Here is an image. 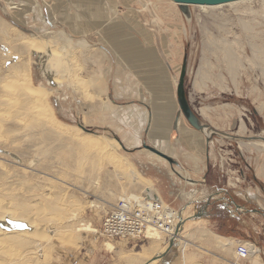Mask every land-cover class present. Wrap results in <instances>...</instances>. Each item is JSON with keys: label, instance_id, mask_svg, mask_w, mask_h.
Here are the masks:
<instances>
[{"label": "rangeland", "instance_id": "rangeland-1", "mask_svg": "<svg viewBox=\"0 0 264 264\" xmlns=\"http://www.w3.org/2000/svg\"><path fill=\"white\" fill-rule=\"evenodd\" d=\"M189 10L190 20L171 0H0V19L14 33L61 52L57 61L36 51L16 58L18 64L24 60L29 64L31 86L45 95L53 117L79 130L80 138H93L115 147L116 156L123 158L137 177L132 183H121L119 171L104 164L91 174L60 178L64 167L58 161H53L56 164L49 171L43 170L37 156L40 148L20 134L9 141L4 130L0 150L6 149L22 161L0 153L1 205L10 209L15 196L24 197L31 191L50 194L51 202L62 205L64 220L44 225L53 236L44 256L46 264H129L122 256L135 255L139 248L137 253L132 252L127 241L140 240H122L110 250L108 243L113 241L106 231V221L120 198L129 194L144 196L146 187L160 191L170 201L168 179L163 174L153 178L151 173L152 169L166 173L169 163L144 149V145L160 152L166 150L163 145L172 149L179 142L177 131L182 129H192L204 148H223V179L247 175L249 182L240 184L241 189L258 192L264 208V0L214 8L193 6ZM243 25L253 29L245 30ZM225 49L239 60L235 80L228 70ZM119 50L147 52L145 61L157 58L163 63L162 76L155 82L156 100L151 82L144 76V61L119 63ZM185 57L186 92L207 126L201 131L192 128L183 116L177 131H173L179 111L177 85ZM11 62L0 60V71L7 72ZM202 64L207 80L197 86ZM21 75L18 83H24ZM93 77L100 80V86L93 84ZM170 98L176 101L175 106L167 105ZM159 106H168L172 115L168 130L173 131L171 139L164 140L162 131L155 133L156 129L150 128L153 109ZM157 123L162 130L164 123ZM32 160L39 162L34 166ZM186 178H192L190 172ZM30 202L36 205L40 200ZM261 222V243L249 244L256 245L258 256L264 258ZM69 239L71 245L65 243Z\"/></svg>", "mask_w": 264, "mask_h": 264}, {"label": "bare ground", "instance_id": "bare-ground-1", "mask_svg": "<svg viewBox=\"0 0 264 264\" xmlns=\"http://www.w3.org/2000/svg\"><path fill=\"white\" fill-rule=\"evenodd\" d=\"M243 27L249 31L253 29L249 25H243ZM229 49H225L226 52L224 50L223 53L231 77L235 80L237 77L236 72L239 70V60L235 59ZM31 51L47 53L52 61L60 60L61 52L53 47L45 48L41 44H36L30 38L14 33L0 19V60L2 62L12 61L10 67L6 70L7 72L3 73V69L0 71V137L1 133L4 134V130L5 136L8 139L10 138L9 141L19 134L22 137H29L32 140L31 145L40 148L37 156L43 164V170L49 171L55 160L64 167L60 171V178L68 179L71 175L77 174L76 176H79L85 172L91 174L96 171L95 169L98 166L101 167L105 164V166L113 165L119 171L117 173L121 183H132L133 180H137L136 175L129 171L131 167L123 162V158L116 156L115 147L103 145L93 138H80L78 135L79 130L65 126L53 117L44 101L45 95L31 86L29 64L25 60L20 64L17 63L16 58L18 59L19 56L24 54L28 56ZM13 54L15 58H13ZM49 57H46L45 61L49 62ZM204 68L205 65L202 64L198 71L197 80L195 81L197 86H201L207 80V76L203 71ZM19 73L22 74L24 83H18ZM77 79L79 78L77 77ZM54 80L55 83L59 82L57 78ZM79 87L84 89L82 84ZM9 122L13 126L5 124ZM242 128H245V126L242 125ZM2 138L0 139L3 140ZM0 153L7 154V156L15 158L17 161H22L18 155L14 156L13 153L6 152V149L5 151L0 150ZM38 162L34 163V160H32L30 164L35 166ZM149 189L150 187H146L144 196L153 197V193ZM31 193L33 192L31 191L24 197L21 195L15 196L11 200L12 206L10 209L0 203V264L47 263L44 256L47 248L51 245L50 242L53 236H50L51 230H48V226L44 225L51 223L50 221L61 222L64 220L63 214H61L62 205L51 202L50 194L33 193V195ZM34 198L40 200L36 205L30 202ZM16 224H26L27 229L17 230ZM70 227L67 231L71 232ZM54 230L56 233L57 229ZM152 236L162 238L159 233ZM65 243L71 245L72 241L70 239L65 240ZM115 244L116 242L108 243V248L112 250ZM248 248L251 255L258 256L260 251L258 248L254 245H248ZM146 257V252H144L135 255H124L122 259L129 264H141Z\"/></svg>", "mask_w": 264, "mask_h": 264}, {"label": "crops", "instance_id": "crops-1", "mask_svg": "<svg viewBox=\"0 0 264 264\" xmlns=\"http://www.w3.org/2000/svg\"><path fill=\"white\" fill-rule=\"evenodd\" d=\"M119 51L117 55L119 63L123 64L125 60L130 62V59L144 61L146 64L144 76L151 82L150 87L153 88L151 94L155 99L158 94L155 82L158 76H162L163 63L157 58H153L149 63L145 61L147 52L132 54L129 51ZM132 56L136 58L133 59ZM144 76L141 78L144 79ZM92 79L93 84L101 85L100 80L98 82L95 77ZM117 83L121 85L119 81ZM167 102V105L172 107L176 101L170 98ZM168 106L153 109L151 115L150 128L156 129L155 133L162 131L164 140L171 139L173 131H177L173 125V131L168 132L172 121ZM157 120L164 123L162 130L161 125L157 126L159 124ZM177 132L179 142L172 149L163 145L166 148L163 152L179 165H166L168 168L166 173L156 172L155 169L151 172L153 178L157 179L163 174L168 179L166 191L170 201H166L160 191L155 192L154 189L151 191L153 197H160L167 206L177 211L181 220V225L178 226L179 229L173 238L174 245L169 248L171 238L166 236L156 240L127 241L132 246L131 251L137 253L136 248H139L138 253L146 252L147 257L141 264H264L261 254L251 255L244 260L239 259L236 254L237 245L240 243L253 241L261 243L263 237L261 221H264V208L260 206L261 195L258 192L241 189L240 184L249 182L247 175L223 179V148L208 145L204 148L192 129L186 128ZM188 172L192 177L190 179L186 178ZM199 214L202 216L195 217ZM119 242H116L115 246Z\"/></svg>", "mask_w": 264, "mask_h": 264}, {"label": "built area", "instance_id": "built-area-1", "mask_svg": "<svg viewBox=\"0 0 264 264\" xmlns=\"http://www.w3.org/2000/svg\"><path fill=\"white\" fill-rule=\"evenodd\" d=\"M177 211L167 206L162 200L154 197L129 194L119 199L106 221V231L111 241L151 240L159 233L162 237L173 239L180 224ZM122 237H124L122 240ZM249 243L237 245L236 254L239 259L251 256ZM260 253V251H259Z\"/></svg>", "mask_w": 264, "mask_h": 264}, {"label": "water", "instance_id": "water-1", "mask_svg": "<svg viewBox=\"0 0 264 264\" xmlns=\"http://www.w3.org/2000/svg\"><path fill=\"white\" fill-rule=\"evenodd\" d=\"M175 4L179 5L183 15L190 20L191 14H190V7H207V8H214V7H220V6H225L229 4H234V3H240V2H245L249 0H171ZM187 71H188V59L185 57L180 78H179V83L177 85V101L179 105V111L177 113L175 122H174V130H177L179 120L181 116H183L188 124L198 130H205L207 128L206 125L201 123V120L199 118L198 113L196 110L192 107L191 101L189 96L187 95L186 92V76H187ZM79 128H81L85 132H91L90 130L86 129L82 125H79ZM144 149L148 150L152 154L166 160L171 166L174 165H179L173 158L167 156L163 152H160L159 150L150 147L148 145H144ZM156 200H161L160 197L156 196ZM202 214H199L195 217H201ZM181 224H179L180 226ZM17 230H25L27 229L26 224H16L15 225ZM179 229V228H178ZM169 248L173 247L174 245V239H171L169 241Z\"/></svg>", "mask_w": 264, "mask_h": 264}, {"label": "flooded vegetation", "instance_id": "flooded-vegetation-1", "mask_svg": "<svg viewBox=\"0 0 264 264\" xmlns=\"http://www.w3.org/2000/svg\"><path fill=\"white\" fill-rule=\"evenodd\" d=\"M201 123H202V121H201ZM203 124V123H202Z\"/></svg>", "mask_w": 264, "mask_h": 264}]
</instances>
